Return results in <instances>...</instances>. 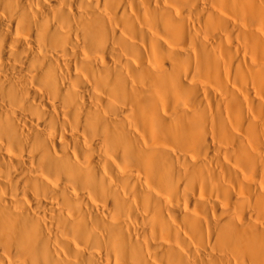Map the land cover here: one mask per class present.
Instances as JSON below:
<instances>
[{"label":"bare ground","instance_id":"obj_1","mask_svg":"<svg viewBox=\"0 0 264 264\" xmlns=\"http://www.w3.org/2000/svg\"><path fill=\"white\" fill-rule=\"evenodd\" d=\"M0 264H264V0H0Z\"/></svg>","mask_w":264,"mask_h":264}]
</instances>
